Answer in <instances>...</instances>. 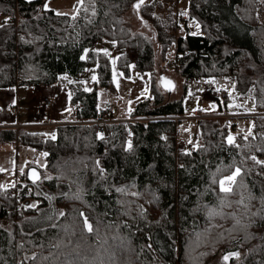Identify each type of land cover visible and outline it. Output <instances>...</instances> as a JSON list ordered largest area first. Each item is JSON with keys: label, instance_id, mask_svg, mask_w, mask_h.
<instances>
[{"label": "trees", "instance_id": "obj_1", "mask_svg": "<svg viewBox=\"0 0 264 264\" xmlns=\"http://www.w3.org/2000/svg\"><path fill=\"white\" fill-rule=\"evenodd\" d=\"M189 1L199 33H179L178 0H82L75 15L45 0H0V88L98 72L91 88L68 83L72 120L53 133L0 129V142L45 151L49 175L0 189V264H264V0ZM100 41L122 51L121 68L134 57L153 74L152 95L106 135L90 123L99 88L114 89L109 55L93 49ZM173 46L184 94L195 78L225 76L252 95L249 133L230 141V117L203 116L196 144L179 138L184 94L165 98L155 72Z\"/></svg>", "mask_w": 264, "mask_h": 264}, {"label": "rangeland", "instance_id": "obj_2", "mask_svg": "<svg viewBox=\"0 0 264 264\" xmlns=\"http://www.w3.org/2000/svg\"><path fill=\"white\" fill-rule=\"evenodd\" d=\"M82 0H45V6L55 10L57 13L75 15ZM189 0H178V9L187 16V22L180 26L179 33H182L186 25L196 33L200 32V24L189 15ZM132 17V18H131ZM129 17L126 23L132 28L136 26L134 15ZM94 50L105 52L110 57L112 68V79L114 89L99 88L101 100L113 99L117 102L113 114V119L129 120L136 105L152 95L153 74L151 71H142L133 57L128 70L119 66L118 57L122 53L112 41H100L93 46ZM176 48L173 46L170 57L174 59ZM87 55L85 54V57ZM157 67L155 72L158 76L157 85L164 93L165 98H176L184 94V79L173 68H168L165 62L161 61L160 53L157 56ZM66 76H69L65 74ZM162 75L169 77L174 82V89L169 94L166 88L162 87ZM80 80L91 88L98 78L97 66L89 65L83 74L78 75ZM212 90H219L222 96L214 97ZM255 102L252 95L241 96L235 90L234 80L225 76L199 77L190 81L186 94H184V114L178 123L179 138L186 142L196 144L198 141L199 120L194 116H221L233 115L229 118L230 125L236 124V128H231L228 139L234 140L239 131L249 133L254 126L252 114L236 116L241 112L255 114ZM227 119V118H224ZM134 120V119H133ZM228 120V119H227ZM5 127H0V129ZM33 130H45L54 132L53 128ZM130 142V140H129ZM131 143V142H130ZM37 167L42 173L41 184L48 178L46 173V152L37 150L30 145H19L16 142H0V189L15 187L18 184L24 186L28 183V170L30 167ZM237 170L225 175L220 180L223 190L233 187L237 177ZM233 177V179H228ZM38 202L32 201L33 205ZM214 264H228L224 256H220Z\"/></svg>", "mask_w": 264, "mask_h": 264}, {"label": "crops", "instance_id": "obj_3", "mask_svg": "<svg viewBox=\"0 0 264 264\" xmlns=\"http://www.w3.org/2000/svg\"><path fill=\"white\" fill-rule=\"evenodd\" d=\"M73 78L74 76L62 75L59 82L53 85L1 87L0 127L47 129L56 124L70 122L72 114L69 111L67 85ZM46 97L53 100L51 107L46 106ZM249 114L253 113L241 112L236 116Z\"/></svg>", "mask_w": 264, "mask_h": 264}, {"label": "built area", "instance_id": "obj_4", "mask_svg": "<svg viewBox=\"0 0 264 264\" xmlns=\"http://www.w3.org/2000/svg\"><path fill=\"white\" fill-rule=\"evenodd\" d=\"M186 22H187V16L179 13L177 15L178 27L180 28V26L184 25ZM166 65L168 68H173V66L175 65L174 59H171L169 62H167ZM73 81H80L79 76L75 75ZM211 95L214 97H220L222 96V92L219 90H212ZM45 104L47 107H51V105L53 104V100L49 97H46ZM116 104L117 102L114 101L113 99L104 100L98 109L95 119L90 121V123L96 124L98 126L99 131L104 135L108 134V129H107L108 124L116 121L113 119V114ZM14 111L16 110L14 109ZM220 117H233V115H221ZM198 118L201 117L199 115L194 116V119H198ZM174 119L178 121L180 117H174ZM129 140L130 142H132L131 138Z\"/></svg>", "mask_w": 264, "mask_h": 264}, {"label": "water", "instance_id": "obj_5", "mask_svg": "<svg viewBox=\"0 0 264 264\" xmlns=\"http://www.w3.org/2000/svg\"><path fill=\"white\" fill-rule=\"evenodd\" d=\"M161 85H162V87L166 88V90L169 94L172 93V91L174 89V82L171 78L166 77L165 75H162ZM41 178H42V173L37 167L33 166V167L29 168L28 179L31 182H34V183L39 182L41 180Z\"/></svg>", "mask_w": 264, "mask_h": 264}, {"label": "snow or ice", "instance_id": "obj_6", "mask_svg": "<svg viewBox=\"0 0 264 264\" xmlns=\"http://www.w3.org/2000/svg\"><path fill=\"white\" fill-rule=\"evenodd\" d=\"M137 7H139V5H137ZM237 172H239V170L237 169ZM228 179H233V177H228ZM227 190V189H226ZM89 230H91V226L89 225Z\"/></svg>", "mask_w": 264, "mask_h": 264}, {"label": "bare ground", "instance_id": "obj_7", "mask_svg": "<svg viewBox=\"0 0 264 264\" xmlns=\"http://www.w3.org/2000/svg\"><path fill=\"white\" fill-rule=\"evenodd\" d=\"M117 121V120H116Z\"/></svg>", "mask_w": 264, "mask_h": 264}]
</instances>
